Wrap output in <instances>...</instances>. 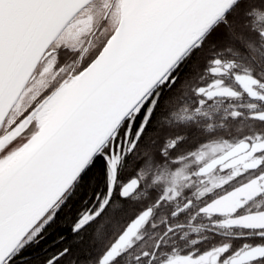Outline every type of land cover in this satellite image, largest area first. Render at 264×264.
Instances as JSON below:
<instances>
[{
    "label": "snow or ice",
    "instance_id": "1",
    "mask_svg": "<svg viewBox=\"0 0 264 264\" xmlns=\"http://www.w3.org/2000/svg\"><path fill=\"white\" fill-rule=\"evenodd\" d=\"M0 264H264V0H0Z\"/></svg>",
    "mask_w": 264,
    "mask_h": 264
}]
</instances>
